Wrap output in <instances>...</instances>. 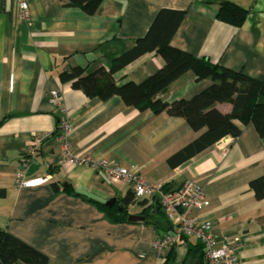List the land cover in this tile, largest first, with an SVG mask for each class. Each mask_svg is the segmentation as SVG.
I'll list each match as a JSON object with an SVG mask.
<instances>
[{"label": "crops", "instance_id": "0c3cea01", "mask_svg": "<svg viewBox=\"0 0 264 264\" xmlns=\"http://www.w3.org/2000/svg\"><path fill=\"white\" fill-rule=\"evenodd\" d=\"M20 1L27 4L28 21L18 16ZM225 2L246 11L240 26L217 19ZM162 8L184 12L172 47L256 80L264 77V0H103L95 15L61 0H0V228L45 254L47 264H165L172 249L167 264H195L187 252L189 242L197 240L159 248L154 241L165 230L152 222L108 218L88 198L121 199L129 186L112 183L69 156L135 168L169 190L185 179L196 181L205 190L206 205L193 214L211 224L217 244L235 240L237 264H264V198L257 199L250 185L264 175V137L253 125L236 120L238 136H225L171 166L167 159L205 128L195 131L183 118L140 111L118 96L89 98L59 78L68 64L108 69L145 35ZM164 63L156 52H145L112 77L116 85L140 83ZM210 83L188 72L159 98L189 99ZM214 107L222 113L232 109L227 102ZM63 119L73 125L66 151ZM36 137L41 141L31 152ZM18 174L48 181L20 186ZM67 185L80 195L64 191ZM154 199L155 192L143 204L132 202L129 215H139Z\"/></svg>", "mask_w": 264, "mask_h": 264}, {"label": "trees", "instance_id": "16d2710c", "mask_svg": "<svg viewBox=\"0 0 264 264\" xmlns=\"http://www.w3.org/2000/svg\"><path fill=\"white\" fill-rule=\"evenodd\" d=\"M61 1L64 6L77 7L86 15H95L100 12L103 0ZM183 15L184 12L180 10L160 9L145 35L136 39L129 50L113 58L108 69L98 67L91 70L89 63L68 64L59 72L62 82H70L72 88L81 90L89 98L106 100L118 96L126 105L140 111L149 109L153 113L165 112L169 116L183 118L195 131L205 128L198 138L167 159V164L171 166L186 161L196 152L225 136H238L240 128L234 124L236 120L243 125H253L257 134L264 137V77L256 80L241 71L224 68L211 63L206 58L196 57L172 47L170 39ZM245 17V10L229 2L221 4L217 12L218 20L233 26H240ZM150 51L156 52L163 58L165 62L163 67L140 83L127 82L116 85L112 77L113 73L141 54ZM188 72L197 79L210 80V85L189 99L163 102L159 95L165 92L174 80ZM223 102L231 104L232 109L229 113H222L214 107L216 103ZM250 185L257 199L264 198V175L251 181ZM63 190L80 195L69 185ZM168 190L165 185L162 186V191ZM88 200L95 203L111 220L127 221L129 215L127 206L134 202V193L129 189L123 198L117 199L110 207L92 198ZM138 214L144 217L143 223L152 222L159 230L171 232V225L158 199L143 207ZM162 224H165L166 228H163ZM188 239L190 238L180 237V241H188ZM172 250L165 264L171 261ZM203 253L200 242H189L187 255L195 260V264L204 263ZM47 261L45 254L0 228V264H47Z\"/></svg>", "mask_w": 264, "mask_h": 264}, {"label": "built area", "instance_id": "2783aa9c", "mask_svg": "<svg viewBox=\"0 0 264 264\" xmlns=\"http://www.w3.org/2000/svg\"><path fill=\"white\" fill-rule=\"evenodd\" d=\"M18 16L20 19L28 21L29 11L27 4L20 1ZM54 96L56 95L55 92ZM63 134L61 141L64 150H67L65 141L67 135L72 131L73 125L69 119H63L60 123ZM41 137H36L31 143V152L41 141ZM69 161L73 163H86L96 170L101 171L112 183L123 181L134 193V202L150 198L155 192L158 195V202L161 209L171 225V232L163 233L154 241L159 248H168L177 244L181 236L193 238L200 242L203 247L204 264H237L238 259L235 252V240H224L217 244L211 233V224L201 222L193 214L202 210L206 205V195L204 188L192 179H185L182 184L168 191H162V184L151 183L135 168L122 167L106 162L105 160H92L88 157L69 156ZM48 181L47 176H37L31 179H23L22 174H18L16 183L20 186H36Z\"/></svg>", "mask_w": 264, "mask_h": 264}, {"label": "water", "instance_id": "95a60500", "mask_svg": "<svg viewBox=\"0 0 264 264\" xmlns=\"http://www.w3.org/2000/svg\"><path fill=\"white\" fill-rule=\"evenodd\" d=\"M188 164H189V162L187 161V162H185V163L182 165V167H185V166H187ZM115 202H116V198L113 197V198H110L109 200H107V201L105 202V205L108 206V207H110V206H112ZM118 209L121 210V207L118 206ZM128 220H129V221H143V220H144V217H143V216H140V215H132V214H130V215H128Z\"/></svg>", "mask_w": 264, "mask_h": 264}]
</instances>
